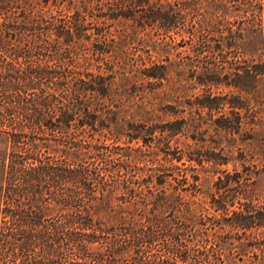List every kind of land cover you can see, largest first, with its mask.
<instances>
[{"label":"trees","instance_id":"1","mask_svg":"<svg viewBox=\"0 0 264 264\" xmlns=\"http://www.w3.org/2000/svg\"><path fill=\"white\" fill-rule=\"evenodd\" d=\"M263 180L264 0H0V264H264Z\"/></svg>","mask_w":264,"mask_h":264},{"label":"rangeland","instance_id":"2","mask_svg":"<svg viewBox=\"0 0 264 264\" xmlns=\"http://www.w3.org/2000/svg\"><path fill=\"white\" fill-rule=\"evenodd\" d=\"M175 51H176V56H177V58H179V60H182V61H185V60H187V59H189L190 57H191V52H190V50H189V46L188 45H183L182 43H177L176 45H175ZM215 61H218V60H215ZM218 62H220V61H218ZM219 91L218 92H222V93H225V92H227V88L226 87H223V88H221V89H218ZM199 136H201V135H199ZM214 136V135H213ZM202 137V136H201ZM200 137V138H201ZM201 142H203V141H201ZM209 142V141H208ZM224 144V145H223ZM227 143H226V141H224L222 144H220V145H218V144H216V142H210L209 144H208V149H209V151H213V152H222V150L223 149H221V148H226L227 149V145H226ZM223 154V153H222ZM223 168L224 167H228V168H230V164H224L223 166H222ZM263 182V184H264V180L262 181Z\"/></svg>","mask_w":264,"mask_h":264}]
</instances>
